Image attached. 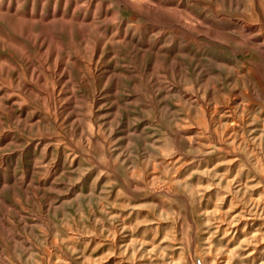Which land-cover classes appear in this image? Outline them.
<instances>
[{"label":"rangeland","instance_id":"1","mask_svg":"<svg viewBox=\"0 0 264 264\" xmlns=\"http://www.w3.org/2000/svg\"><path fill=\"white\" fill-rule=\"evenodd\" d=\"M198 260L264 264V0H0V264Z\"/></svg>","mask_w":264,"mask_h":264},{"label":"bare ground","instance_id":"2","mask_svg":"<svg viewBox=\"0 0 264 264\" xmlns=\"http://www.w3.org/2000/svg\"><path fill=\"white\" fill-rule=\"evenodd\" d=\"M152 4V3H151ZM180 4V3H179ZM167 5V4H166ZM230 5V4H229ZM162 11V10H161ZM164 12V11H163ZM166 12V11H165ZM169 12V11H168ZM117 13H118V11H117ZM174 13V12H173ZM170 14V13H169ZM140 15V14H139ZM171 15V14H170ZM56 16V15H55ZM116 16L118 17V15L116 14ZM180 16V15H179ZM173 17V16H172ZM194 17V16H193ZM169 18H170V16H169ZM177 18H178V16H177ZM180 18V17H179ZM178 18V19H179ZM183 19H185V18H183ZM182 19V20H183ZM181 20V19H180ZM179 20V21H180ZM199 20V19H198ZM186 22V21H185ZM189 23V22H188ZM193 23H195V22H193ZM179 24V23H178ZM190 24V23H189ZM185 25V24H184ZM190 26H192V24L190 25ZM201 26H203L202 24H201ZM186 27H188V24H187V26ZM194 27V26H193ZM198 27V26H197ZM206 27V26H205ZM204 27V28H205ZM254 27V26H253ZM196 28V27H195ZM181 29V28H180ZM189 29V28H188ZM206 29V28H205ZM194 30V29H193ZM197 30V29H196ZM189 31V30H188ZM204 31V30H203ZM200 32V31H199ZM182 33H184V32H182ZM218 34V33H217ZM252 35V34H251ZM197 36V35H196ZM212 36V35H211ZM219 36V35H218ZM214 40V39H213ZM221 43V42H220ZM224 43V42H223ZM242 43V42H241ZM229 44V43H228ZM239 44V43H238ZM230 45V44H229ZM240 45V44H239ZM238 56V55H237Z\"/></svg>","mask_w":264,"mask_h":264},{"label":"built area","instance_id":"3","mask_svg":"<svg viewBox=\"0 0 264 264\" xmlns=\"http://www.w3.org/2000/svg\"><path fill=\"white\" fill-rule=\"evenodd\" d=\"M198 263H199V264H201V261H200V260H198Z\"/></svg>","mask_w":264,"mask_h":264}]
</instances>
